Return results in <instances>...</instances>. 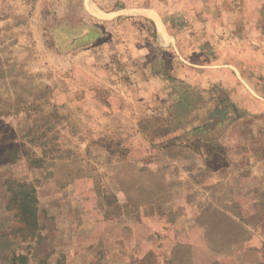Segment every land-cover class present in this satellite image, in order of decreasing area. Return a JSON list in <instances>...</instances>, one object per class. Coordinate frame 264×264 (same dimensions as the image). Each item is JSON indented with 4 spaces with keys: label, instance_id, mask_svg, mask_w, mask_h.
<instances>
[{
    "label": "rangeland",
    "instance_id": "rangeland-1",
    "mask_svg": "<svg viewBox=\"0 0 264 264\" xmlns=\"http://www.w3.org/2000/svg\"><path fill=\"white\" fill-rule=\"evenodd\" d=\"M32 1L0 0V264H105L106 251L74 256L56 234L72 214L49 201L56 163L88 185L77 190L94 196L96 216L135 218L140 197L148 214L154 205L163 243L166 229L197 217L215 182L264 178V94L249 91L235 65H261L242 51L264 53V0L105 1L107 11L149 9L166 38L149 15L102 20L90 0H45L40 9ZM80 22L100 24L108 37L81 48L77 67L84 78L94 73L84 66L111 72L114 91L77 87L57 72L72 61L52 50ZM204 67L220 73L195 72ZM78 143L84 151L71 155ZM241 191L230 205L245 223ZM103 237L95 236L99 246Z\"/></svg>",
    "mask_w": 264,
    "mask_h": 264
},
{
    "label": "crops",
    "instance_id": "crops-1",
    "mask_svg": "<svg viewBox=\"0 0 264 264\" xmlns=\"http://www.w3.org/2000/svg\"><path fill=\"white\" fill-rule=\"evenodd\" d=\"M105 1L90 0L96 10L103 11L99 16L92 13L93 16L105 20L104 17L112 13L122 20V15L126 13L149 15L151 19L157 21L160 36L166 38L162 25L149 9L119 3L120 7L107 11L105 10ZM26 4L29 7H35V9L47 5L45 0H33ZM22 5L24 9H27L25 3ZM76 26H78L77 30L71 31L70 36L66 35V38L60 43V48L52 50L58 61L66 59L72 61V65L61 64L57 72L61 77H71L77 87L84 83H90L101 87L103 85V89L106 87L108 91H114L113 81L110 79L111 72L100 71L97 73L94 71L95 69L83 65L84 68L94 72L90 73L87 70L88 74L84 78L75 62L76 59H79L78 52L81 48H96L106 42L108 37L106 29L100 24L94 23L80 22ZM254 55H256L255 58ZM248 56H253L252 58L257 59L261 65L255 70L254 68H243L237 62L235 64L237 73L249 76L245 77L249 91L257 95L264 94V53L242 51L243 58H248ZM210 70H214L213 74L215 75L220 73L206 67L195 72H198L200 76H206ZM234 81L237 83L236 80ZM199 82L200 85L206 84L207 78L200 77ZM191 83L189 81L188 84ZM54 89L61 90L62 87L54 86ZM256 105L258 104L256 103ZM52 107L59 110L62 108V102L56 99ZM68 118V122L73 123V118ZM90 120L100 122L92 116H88L84 121L90 122ZM80 134L81 132L70 133V137H78L79 143H81ZM79 143L76 147L70 148L71 155L81 154V151H84L80 148ZM54 165H56L53 180L55 187L54 194L50 195L49 201L58 205V208L62 210L72 212L69 218H65L60 223L56 234L60 238L68 239L69 245H67L66 251L72 252L74 256L95 249L106 251L105 264H264V178L251 181L247 177L245 179V177L232 176L226 182H215L213 189L204 196L203 206L198 211L197 217L193 220H190V217L184 218L181 226L166 229V242L163 243L159 242L156 236L159 227L158 220L155 218L154 205L148 208L151 211V214H148L149 211L146 209L143 211L142 208L145 199L140 197L137 200L135 218H132L127 212H121L118 217L96 216L93 213L96 209L94 196L79 194L77 190V187H86L87 184L84 180L79 178L72 169L63 170V166L59 163ZM66 186H72L74 189L64 193L63 188ZM235 187L242 189L241 198L236 201L248 204L244 206L246 210L242 212L245 223H241L240 216L234 212L230 205L234 202V195H236L234 194L237 191V189L234 190ZM254 188L260 189L254 191ZM87 190L89 189H84L86 192ZM90 203L92 205L88 206L87 204ZM153 203L156 202L153 199L150 200V204ZM98 235L108 238L107 243L102 241L103 243L99 246L100 243L95 242V236ZM110 235H114L116 238L111 239Z\"/></svg>",
    "mask_w": 264,
    "mask_h": 264
}]
</instances>
